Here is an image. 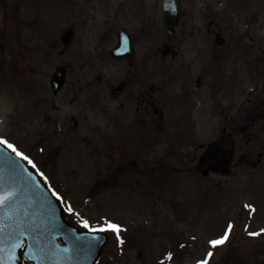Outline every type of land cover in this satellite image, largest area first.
Returning <instances> with one entry per match:
<instances>
[{
    "label": "rangeland",
    "instance_id": "374dc122",
    "mask_svg": "<svg viewBox=\"0 0 264 264\" xmlns=\"http://www.w3.org/2000/svg\"><path fill=\"white\" fill-rule=\"evenodd\" d=\"M120 1L0 0V119L3 121L0 139L13 145L36 165V170L42 171L49 188L60 195L72 222L77 219L84 227L87 221V228L91 229L109 222L120 226V230L121 226L127 227L125 232L119 233L126 238L121 248L114 240L118 233L111 231L114 236L111 244L104 248L100 264H178L184 261L183 249L174 250L179 242H189L191 253L188 256L192 264H201L202 256L209 264H239L237 260H230L237 256H242L238 259L246 260V264H264V220L257 214L259 209H264V184H259L264 182V161L263 167H249L245 171L244 165H239L235 178L225 181L220 174L202 178L200 172L193 170L191 177H186L184 171L172 172V176L168 174L172 167L184 169L180 163L181 152H171L169 147L158 148L157 145L156 150L145 153V159L149 160L145 168L157 169L142 178L144 175L139 173V168L130 164L132 159H139L136 146L126 144L118 122H112L113 139H118L110 148L105 129L93 142L89 113L80 119L79 129L73 128V120L69 121V115L76 112L73 105L67 106L69 98L81 102L89 96L87 89L80 90V82L117 83L116 79L123 74L124 62H113L108 53L116 44V30L112 28L109 34L105 24L110 21L115 26L133 30L145 19L142 13L132 16L129 9H125L120 19H114ZM152 1L139 0V6L149 11ZM193 1L206 15L214 10V6L204 5L203 8L206 0H189ZM257 5L258 0L252 4L253 8H258ZM243 10H239L240 17ZM248 11L247 21L251 13L250 9ZM73 23L77 25L75 40L59 54V32ZM260 34L264 35V25L260 27ZM19 35L23 48L15 40ZM94 44L104 53L91 57ZM250 44L264 46V41L247 37L240 46L241 63L255 65L260 56L258 51L250 50ZM237 49L232 47V50ZM59 64L66 67L67 76L62 94L54 95L50 78ZM52 104L59 109L53 110ZM98 118L106 126L107 117L100 113ZM111 118L118 117L112 115ZM118 167L120 171L115 173ZM174 177L176 179H171ZM210 178L221 180L222 187L212 184ZM205 188L209 191L206 198ZM214 198L217 199L208 202ZM252 198L257 200L256 204ZM251 204L258 208L250 216ZM240 218H243L240 226L243 239L238 245L232 240ZM244 222H248L251 233H257L252 235L255 237L245 235L247 230L241 228ZM228 224H237V227L232 229L224 247L233 251L236 247L240 249L235 250L231 258L223 246L209 243L223 237ZM175 231L179 232L177 240L169 236ZM132 234L138 239L135 245L130 239ZM119 240L122 241V237ZM119 248L122 252L117 251ZM209 252L212 256L207 257Z\"/></svg>",
    "mask_w": 264,
    "mask_h": 264
},
{
    "label": "water",
    "instance_id": "95a60500",
    "mask_svg": "<svg viewBox=\"0 0 264 264\" xmlns=\"http://www.w3.org/2000/svg\"><path fill=\"white\" fill-rule=\"evenodd\" d=\"M174 17L171 13L170 23ZM62 75L58 70L54 83ZM0 196L8 197L0 206V264H23L22 257L32 264H92L102 245L100 239L96 236L89 257L87 237L92 235L67 226L58 202L1 144ZM59 237L66 245L57 242Z\"/></svg>",
    "mask_w": 264,
    "mask_h": 264
},
{
    "label": "flooded vegetation",
    "instance_id": "af4514ba",
    "mask_svg": "<svg viewBox=\"0 0 264 264\" xmlns=\"http://www.w3.org/2000/svg\"><path fill=\"white\" fill-rule=\"evenodd\" d=\"M152 7L154 9L153 17L157 18V10L159 11V1H155L152 3ZM159 16V14H158ZM203 17H196V18H189L186 23L181 22L178 25V31L180 30V34H182V38L175 39V35L172 39L175 42L172 46H177L178 48L181 45L189 44L193 47V52L197 55H202V65L204 68H201L200 75L196 77V84L195 87L192 86V79L195 75V68L196 66L193 63L196 61L192 59V64L182 61V65L179 69L175 70L174 72H169L164 75L163 84H160V76L161 75V66H160V59L154 57V53L159 51V47L155 48V51L152 50V45L150 46L152 57H153V64L146 65V61L151 60V53L148 51L147 58L142 55H138V51L142 42L138 41L135 38V34H131L132 45L135 52V58L132 61H129L128 58H123L125 63V70H124V78L123 80V89L120 92L122 106L120 109L125 108V119L130 120L133 119L136 121V127L138 130V134H145L146 131L149 133L155 132L158 130L160 121L162 120V106H166V101L172 99L168 98L169 95L167 86L173 82H179L177 87V92L182 93V98L184 102L190 105L189 109H186L187 115L189 119H192L193 115H198L201 112V115H204L203 108L199 109L197 106L198 104L195 102L194 106L192 104L194 98H203L204 96V88L206 83L208 82V70H207V60L206 58L203 59V55L206 56V50L202 48L203 45L206 44L207 38L201 32L203 29L202 24ZM153 24H155V20H153ZM209 25L206 26V30L208 31ZM143 31V28L140 29ZM174 46V47H175ZM178 54H175V56ZM173 56V57H175ZM166 57L162 59L165 60ZM172 65H170L171 67ZM225 73L222 74V84H225ZM236 78V76H235ZM90 86L96 88V84ZM112 92L113 88H110ZM222 96L218 100V112L222 115H226L228 117L229 110L226 112L225 104L223 103L224 99V87H221ZM231 104H235V100L233 98L229 99ZM96 110V109H95ZM119 110V109H117ZM129 125V124H128ZM233 135V122L230 119L228 125L222 128V135ZM225 139L222 138L221 142L224 143ZM229 142H233L232 140ZM221 153V159L226 160V156L220 148H212L209 144H205L203 153H202V160L203 162L207 163L209 166V156L211 153Z\"/></svg>",
    "mask_w": 264,
    "mask_h": 264
},
{
    "label": "snow or ice",
    "instance_id": "6c2138e0",
    "mask_svg": "<svg viewBox=\"0 0 264 264\" xmlns=\"http://www.w3.org/2000/svg\"><path fill=\"white\" fill-rule=\"evenodd\" d=\"M0 144H2V145H6V147L9 148V149H11V150L15 153V155H16L17 157H20L21 159L26 160L27 163H28L29 165H32L33 168L36 167V165L33 164V162H32L27 156H25L22 152L17 151L16 148H15L13 145L7 143V142H6L5 140H3V139H0ZM9 195H11V193H9ZM52 195H53V196H56V193L53 192ZM7 199H8L7 196H0V206L4 205V203H5V201H6ZM57 199H59V197H57ZM68 211L71 212V211H72V208L69 207V208H68ZM84 227H85V228L88 227V222H87V221L84 222ZM231 228H232V225L229 224V225H228V230H230ZM228 230H226V231L224 232L223 237H221V238H219V239H216V240H211V241H209V243H210L211 245H213V246L224 244L225 241L228 239V235H229V231H228ZM92 231H93V232H101V233H103V232H105V231H112V232H114V233H119V231H120V226H118V225H116V224H114V223L109 222V223H107L105 226H102V227H99V228H93ZM251 235H257V233H251ZM118 238H119V237H118ZM208 256H209V257L212 256V253L209 252V253H208ZM202 264H207V262L204 261V262H202Z\"/></svg>",
    "mask_w": 264,
    "mask_h": 264
},
{
    "label": "clouds",
    "instance_id": "9594fccd",
    "mask_svg": "<svg viewBox=\"0 0 264 264\" xmlns=\"http://www.w3.org/2000/svg\"><path fill=\"white\" fill-rule=\"evenodd\" d=\"M3 121H2V119H0V123H2Z\"/></svg>",
    "mask_w": 264,
    "mask_h": 264
}]
</instances>
